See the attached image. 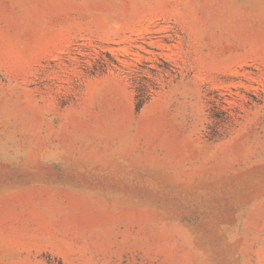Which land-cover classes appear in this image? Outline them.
I'll return each mask as SVG.
<instances>
[{"label": "rangeland", "instance_id": "1", "mask_svg": "<svg viewBox=\"0 0 264 264\" xmlns=\"http://www.w3.org/2000/svg\"><path fill=\"white\" fill-rule=\"evenodd\" d=\"M0 264H264V0H0Z\"/></svg>", "mask_w": 264, "mask_h": 264}, {"label": "trees", "instance_id": "2", "mask_svg": "<svg viewBox=\"0 0 264 264\" xmlns=\"http://www.w3.org/2000/svg\"><path fill=\"white\" fill-rule=\"evenodd\" d=\"M140 107H141V106L139 105V106H138V109H139Z\"/></svg>", "mask_w": 264, "mask_h": 264}]
</instances>
